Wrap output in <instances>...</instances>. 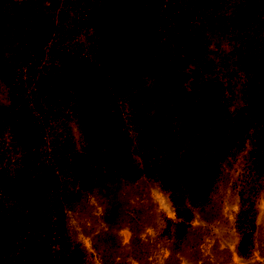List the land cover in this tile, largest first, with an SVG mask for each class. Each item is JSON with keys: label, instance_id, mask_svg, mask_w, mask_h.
I'll list each match as a JSON object with an SVG mask.
<instances>
[{"label": "rangeland", "instance_id": "rangeland-1", "mask_svg": "<svg viewBox=\"0 0 264 264\" xmlns=\"http://www.w3.org/2000/svg\"><path fill=\"white\" fill-rule=\"evenodd\" d=\"M78 1L0 0V264H264V0H161V12L184 8L213 28L200 36V67L171 79L151 53L141 73L107 71L96 22L79 8L90 0ZM36 10L55 25L41 49L31 47ZM241 26L258 77L234 65ZM66 57L83 88L62 78ZM204 91L203 113L215 106L233 140L194 202L160 171L209 159L204 126L189 122ZM22 173L43 185L38 208L19 195Z\"/></svg>", "mask_w": 264, "mask_h": 264}, {"label": "trees", "instance_id": "trees-1", "mask_svg": "<svg viewBox=\"0 0 264 264\" xmlns=\"http://www.w3.org/2000/svg\"><path fill=\"white\" fill-rule=\"evenodd\" d=\"M161 0H90L85 8L80 9L87 11V15H82L83 20L96 22L95 29L100 33L95 41L101 45L103 57L98 59L107 71L111 73H141L140 67L144 63L145 55L148 53L155 54L161 69L166 75L171 77L184 75L185 66L189 62L195 63L199 68L201 56L203 54V41L200 36L207 35V30L202 25V30L193 16L188 14L184 8L173 10L165 9L166 12L159 8ZM80 3V0L78 1ZM224 7L226 4H223ZM221 6V5H220ZM208 8V7H206ZM221 9V8H219ZM90 10H92L91 13ZM165 12V13H164ZM202 12V11H201ZM203 13V12H202ZM253 12L246 21L253 17ZM89 18V19H88ZM207 20V18H205ZM33 27L31 34V47L41 49L44 44L50 40V31L55 29L52 20L36 10L33 17ZM210 21L207 20V24ZM239 33L234 36L238 43L237 49L244 48L238 53L234 65L240 67V71L246 73H255L258 77L260 69L256 63L257 49L248 44V35L244 26L236 27ZM245 34H247L245 36ZM206 38V37H205ZM244 40V41H243ZM262 44L259 45V47ZM201 46V47H200ZM237 50V51H238ZM103 58V59H102ZM96 66V65H95ZM95 68V73L98 68ZM9 68L3 66L1 78L4 81L9 79ZM62 78L74 83V87L83 88L84 83L80 73L79 62L72 58L66 57L61 67ZM89 73V71L87 72ZM208 86H219L217 83H209ZM61 87V82L58 88ZM219 88V87H217ZM175 89V87L173 88ZM211 90V89H210ZM213 92H220L212 90ZM212 92V93H213ZM203 93H205L203 96ZM202 94L196 93L192 96L196 109L190 116V125L197 126L201 130L205 129L204 135L210 144L209 159L203 165H184L177 167L176 170L165 169L160 171L166 182L181 181L188 189L191 199L203 201L207 198L214 177L217 175L219 165L227 156L231 145L232 138H227L221 131L217 130L218 124L217 111L215 106L210 104L203 113L202 103L204 99H212L204 91ZM177 92L175 98H177ZM99 101V100H96ZM201 103V106H199ZM100 106V105H99ZM198 106L200 108H198ZM233 135V134H231ZM126 172L137 174L135 168H127ZM147 171L146 174H150ZM175 176H177L175 178ZM18 192L26 204L38 208L43 202V185L38 179H33L29 174L22 173L19 176ZM38 218H41L37 214ZM9 237V236H7ZM61 264H79L74 258L64 260Z\"/></svg>", "mask_w": 264, "mask_h": 264}]
</instances>
